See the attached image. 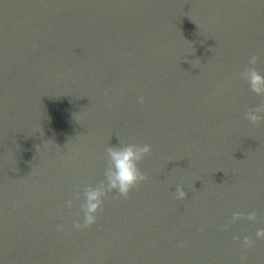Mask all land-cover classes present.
I'll list each match as a JSON object with an SVG mask.
<instances>
[{
  "label": "water",
  "instance_id": "95a60500",
  "mask_svg": "<svg viewBox=\"0 0 264 264\" xmlns=\"http://www.w3.org/2000/svg\"><path fill=\"white\" fill-rule=\"evenodd\" d=\"M252 55L264 0H0V264H264ZM119 143L148 179L77 230Z\"/></svg>",
  "mask_w": 264,
  "mask_h": 264
},
{
  "label": "clouds",
  "instance_id": "9594fccd",
  "mask_svg": "<svg viewBox=\"0 0 264 264\" xmlns=\"http://www.w3.org/2000/svg\"><path fill=\"white\" fill-rule=\"evenodd\" d=\"M259 62L257 55H252L248 61V67H245L241 72V78L244 79L250 90L257 96L264 98V76L257 70L256 65ZM143 104V98L139 101ZM245 119L251 124L257 125L264 121V99L254 108H250L245 113ZM151 155V147L147 144L143 146L138 145H121L109 146L106 149L107 167L104 172L105 182H101L96 187H86L83 191V202L80 205L83 213V223H75L74 227L77 230L91 227L97 222V214L100 212L104 198L111 192H117L120 197L127 198L129 193L137 188L141 182L148 179L147 175L141 172L139 164L145 157ZM76 198L79 199V193ZM176 198L184 200L186 193L181 186L176 189ZM67 206H72V201L67 202ZM247 219L255 222L257 216L255 212H250L247 216L240 213H234L232 222ZM227 230V226H225ZM256 238L264 240V228L258 229ZM239 239V237H235ZM252 239L245 236L243 239V246L247 249L252 246ZM246 258H241V264H244Z\"/></svg>",
  "mask_w": 264,
  "mask_h": 264
}]
</instances>
